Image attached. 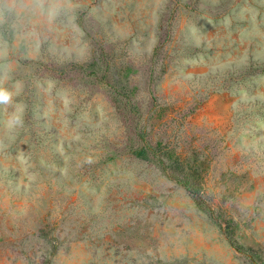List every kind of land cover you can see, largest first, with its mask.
<instances>
[{
	"label": "rangeland",
	"instance_id": "rangeland-1",
	"mask_svg": "<svg viewBox=\"0 0 264 264\" xmlns=\"http://www.w3.org/2000/svg\"><path fill=\"white\" fill-rule=\"evenodd\" d=\"M0 86V264H264V0H0Z\"/></svg>",
	"mask_w": 264,
	"mask_h": 264
},
{
	"label": "clouds",
	"instance_id": "clouds-1",
	"mask_svg": "<svg viewBox=\"0 0 264 264\" xmlns=\"http://www.w3.org/2000/svg\"><path fill=\"white\" fill-rule=\"evenodd\" d=\"M13 100V93L10 89L0 86V104H10ZM23 124V109L18 114H14L8 121L9 126H19Z\"/></svg>",
	"mask_w": 264,
	"mask_h": 264
},
{
	"label": "trees",
	"instance_id": "trees-1",
	"mask_svg": "<svg viewBox=\"0 0 264 264\" xmlns=\"http://www.w3.org/2000/svg\"><path fill=\"white\" fill-rule=\"evenodd\" d=\"M194 195H196L197 197H199V195H200V192H199V190H192L191 191ZM220 225L226 230V232H227V234L230 236V238L232 239V241H233V243H236V241L234 240V234H233V231L230 229V228H228V227H226V226H223V224L220 222Z\"/></svg>",
	"mask_w": 264,
	"mask_h": 264
}]
</instances>
